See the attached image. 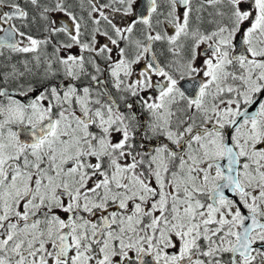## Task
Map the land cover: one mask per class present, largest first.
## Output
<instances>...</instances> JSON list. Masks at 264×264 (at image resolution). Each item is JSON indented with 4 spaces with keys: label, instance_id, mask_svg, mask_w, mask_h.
I'll list each match as a JSON object with an SVG mask.
<instances>
[{
    "label": "snow or ice",
    "instance_id": "obj_1",
    "mask_svg": "<svg viewBox=\"0 0 264 264\" xmlns=\"http://www.w3.org/2000/svg\"><path fill=\"white\" fill-rule=\"evenodd\" d=\"M0 264H264V0H0Z\"/></svg>",
    "mask_w": 264,
    "mask_h": 264
}]
</instances>
